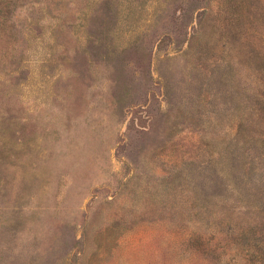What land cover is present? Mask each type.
I'll return each mask as SVG.
<instances>
[{"label":"rangeland","instance_id":"rangeland-1","mask_svg":"<svg viewBox=\"0 0 264 264\" xmlns=\"http://www.w3.org/2000/svg\"><path fill=\"white\" fill-rule=\"evenodd\" d=\"M0 264H264V0H0Z\"/></svg>","mask_w":264,"mask_h":264}]
</instances>
